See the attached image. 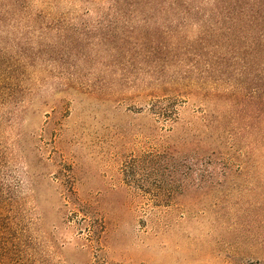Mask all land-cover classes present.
<instances>
[{
  "label": "rangeland",
  "instance_id": "obj_1",
  "mask_svg": "<svg viewBox=\"0 0 264 264\" xmlns=\"http://www.w3.org/2000/svg\"><path fill=\"white\" fill-rule=\"evenodd\" d=\"M235 1L0 0V264H264V44Z\"/></svg>",
  "mask_w": 264,
  "mask_h": 264
},
{
  "label": "trees",
  "instance_id": "obj_2",
  "mask_svg": "<svg viewBox=\"0 0 264 264\" xmlns=\"http://www.w3.org/2000/svg\"><path fill=\"white\" fill-rule=\"evenodd\" d=\"M249 2L239 3L236 0L234 3L233 12L242 14L246 17L248 28L253 32H257L264 44V0H247ZM12 246V252L9 258L6 259V264H41L34 257L27 254V250L16 249Z\"/></svg>",
  "mask_w": 264,
  "mask_h": 264
}]
</instances>
